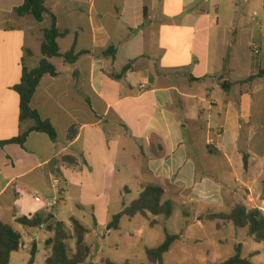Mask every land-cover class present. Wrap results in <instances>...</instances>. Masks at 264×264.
Instances as JSON below:
<instances>
[{"label":"crops","instance_id":"crops-1","mask_svg":"<svg viewBox=\"0 0 264 264\" xmlns=\"http://www.w3.org/2000/svg\"><path fill=\"white\" fill-rule=\"evenodd\" d=\"M237 1L226 0L223 11L217 6L213 12L199 9L196 0H45L60 32H68L58 40L61 54L76 43L80 56L73 63L50 59L58 76H45L31 102L57 140L33 132L23 147H0V221L9 217L10 224L3 223L16 230L17 219L45 213L35 197L57 199L51 213L68 229L86 212L112 219L134 202L112 212L113 194L125 201L134 190L139 198L151 185L184 209L187 230L190 212L202 230L207 216L240 205L264 213V80L246 83L264 69V0H257L260 15L241 14ZM24 2L0 0V142L33 125L20 121L14 87L24 67L39 66L37 49L51 26L49 15L41 23L18 16ZM111 47L115 59L103 55ZM74 126L78 136L68 142ZM64 156L81 165L63 166L57 178L49 164ZM69 201L62 218L59 209ZM211 222L218 234L234 227ZM233 232L234 238L220 235L214 250H205L207 262L221 264L240 247L243 259L264 264V243ZM172 233L166 235L185 239L183 232Z\"/></svg>","mask_w":264,"mask_h":264},{"label":"trees","instance_id":"trees-1","mask_svg":"<svg viewBox=\"0 0 264 264\" xmlns=\"http://www.w3.org/2000/svg\"><path fill=\"white\" fill-rule=\"evenodd\" d=\"M16 13L20 17L32 16L39 23L44 21L46 15H49L51 18V26L44 31V40L41 47L43 58L39 66L35 69L24 67L21 82L14 87V90L20 97V121H31L33 125L19 137L0 142V147L8 144H18L23 147L29 135L33 132L44 133L52 141L57 140V132L54 126L49 121L43 120L40 114L32 109L31 102L41 80L45 76H58L55 66L49 61L50 59L61 57L67 63H73L80 56L75 55L76 43L70 52L65 55L61 54L58 40L64 38L68 32H60L56 17L47 10L45 0H25L24 4L16 10ZM116 54L117 51L112 47L103 52L104 56H110L111 59H115ZM129 67L126 66L123 73ZM258 78L264 80V69L260 70L256 76L248 79L246 83ZM78 132V127H72L68 131L67 141H73L78 136ZM80 165L81 162L77 157L64 156L59 160L52 161L49 164V168L55 177L60 178L62 177L61 168L63 166L77 169ZM164 196L165 191L159 186L151 185L145 187L137 200L113 217L109 227L111 229H119L120 222L124 217L133 219L138 215L145 217L152 215L154 217H164L165 219L171 218L174 212L173 204L170 201L164 200ZM206 218L211 221L232 223L236 228L247 230L249 236L256 242L264 243V213L260 210L248 209L240 205L235 207L229 214L209 215ZM16 223L26 228H43L51 235L45 242L46 246L51 250L45 264H85L90 257L91 249L86 244V236L89 234V230L75 218L71 219L74 238L76 239V249L73 254L70 253L67 244V241L72 239L70 230L65 223L56 221L52 213L45 212L30 218L22 217L17 219ZM150 226L155 227L156 221L151 222ZM178 239L179 236L167 234L164 244L157 248L147 249L146 255L149 263L163 264L164 256L170 251L172 245ZM23 245L24 240L22 234L16 231L11 225L0 221V264H10L12 254L19 252ZM36 252V244L34 243L29 264L34 263ZM104 264L115 263L106 261ZM221 264L254 263L248 259H243L240 256V247H238L237 254Z\"/></svg>","mask_w":264,"mask_h":264},{"label":"rangeland","instance_id":"rangeland-1","mask_svg":"<svg viewBox=\"0 0 264 264\" xmlns=\"http://www.w3.org/2000/svg\"><path fill=\"white\" fill-rule=\"evenodd\" d=\"M199 9L208 8L213 12H216L217 6L223 11L225 8L226 0H196ZM237 4L241 14H248L249 11H256L258 15L261 14L262 9L260 3L257 0H251L247 5L244 1L238 0ZM203 6V7H202ZM258 15H254L256 19ZM248 16V15H247ZM254 26L260 29V24L255 20ZM66 43L62 44V50H66ZM41 54L40 48L37 49V53ZM118 185V182L114 183ZM124 193V192H123ZM125 194V193H124ZM138 199V195L124 197V200L118 195L113 194L114 205L112 212H118L122 202H133ZM133 200V201H132ZM68 206L60 208L62 218L67 217V212L70 209L71 202H68ZM174 214L168 220L164 217H154L148 215L147 217L138 215L135 219H129L127 217L122 218L120 222L119 230H112L111 234H107L109 225H105V220L109 218V224L112 222L111 217H107L101 211L91 214L86 212L85 217L80 221L90 233L86 236V244L91 249L89 259L85 264H104L106 261H110L115 264H150L146 255L147 249H153L161 246L166 241V232H173L172 234L180 235L184 234L185 239L176 241L171 250L164 256L163 264H210L207 262L205 256V250H214V241L220 236L224 238H234L235 232L242 237L246 236V230L237 229L235 226L233 230L219 233L217 231V222H205V226L202 229L194 226L197 216L193 212H190L189 220L191 227L187 230L184 226L185 219L183 218L184 209L177 204H174ZM67 211V212H66ZM58 212V209H56ZM66 212V213H65ZM156 221V226L151 227L150 223ZM166 221L167 227H166ZM3 222L10 224L9 217H5ZM16 230H19L24 238V246L19 252L12 254L10 264H29L31 260V251L33 249V242L36 244V255L33 264H45L47 257L50 255L51 250L46 246L45 242L49 238V235L40 228H26L21 225L15 224ZM70 234L72 239L67 241L70 249V253L73 254L76 249V239L74 238V230L72 224H70ZM202 238L204 242L202 243Z\"/></svg>","mask_w":264,"mask_h":264},{"label":"built area","instance_id":"built-area-1","mask_svg":"<svg viewBox=\"0 0 264 264\" xmlns=\"http://www.w3.org/2000/svg\"><path fill=\"white\" fill-rule=\"evenodd\" d=\"M59 184V180L57 179V178H55L54 180H53V185L54 186H57ZM35 200L37 201V202H40V203H43V205H44V211L46 212V213H51V211L53 210V208L57 205V202H58V200L57 199H55V200H53V201H51V200H42L40 197H35Z\"/></svg>","mask_w":264,"mask_h":264}]
</instances>
